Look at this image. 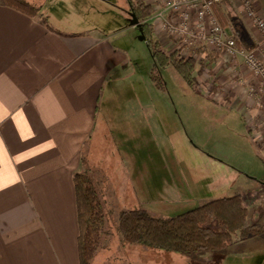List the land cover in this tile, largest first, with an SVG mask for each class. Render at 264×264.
Wrapping results in <instances>:
<instances>
[{"label": "crops", "instance_id": "0c3cea01", "mask_svg": "<svg viewBox=\"0 0 264 264\" xmlns=\"http://www.w3.org/2000/svg\"><path fill=\"white\" fill-rule=\"evenodd\" d=\"M25 1L40 7L50 27L0 1V264H79L73 173L97 170L106 214L110 204L117 214L139 208V175L150 187L157 171L155 108L139 101V60L134 42H127L137 26L128 23V0ZM226 1L227 22L237 14L244 28L227 26L241 29L248 47L253 39L260 42L242 3ZM251 3L264 18V0ZM240 80H249L244 66L227 84L229 107L257 131L264 153V99L257 107ZM141 82L147 86L143 77ZM140 160L150 166H140ZM150 189L157 191L151 207L168 208L178 197L163 185ZM263 237L228 246L249 242L252 250L190 255L120 241L118 248L100 245L92 264H264Z\"/></svg>", "mask_w": 264, "mask_h": 264}, {"label": "rangeland", "instance_id": "374dc122", "mask_svg": "<svg viewBox=\"0 0 264 264\" xmlns=\"http://www.w3.org/2000/svg\"><path fill=\"white\" fill-rule=\"evenodd\" d=\"M233 21H236V24H233ZM233 21L232 24L228 22L226 25L221 24L229 33L235 34L238 43L251 48L252 46L248 47L251 45L250 39L247 35L243 36L244 32L241 29L239 32V28H244L242 17L236 14ZM228 24L231 27L239 25V28L230 29ZM253 26L259 34L258 28ZM132 36L133 38L127 42H134L135 46H132V49L139 60L141 74L139 101L153 103L155 108L152 166L157 171L170 172L166 177L156 171L153 185L150 187L145 182L146 176L139 175V207H144L154 217L168 218L210 199L241 194L248 207V223L264 225V153L256 142L259 136L256 130L250 128V124L237 108L229 107L231 100L228 97L227 84L235 74L239 75L243 71L241 59L227 60L223 54L217 57L216 54L220 53L216 52L213 53L215 56L212 62H207V59H200V51L196 48V62L201 60L206 62V65L202 73L195 76V87L189 86L170 65L160 69L163 87H157L149 77L153 60L146 41L138 38V28L133 29ZM149 38L155 39V36L151 34ZM167 38L165 36L161 38L163 47L168 51H175L176 48L172 47ZM252 42L257 43V40L253 39ZM201 62L196 63V68ZM245 70L247 71L246 68ZM142 77L147 86L142 84ZM225 77L228 81H223ZM240 81L238 85L245 92L246 83L242 82L245 80ZM246 97L249 98L247 95ZM130 100L138 99L131 97ZM140 166L150 164H143L140 160ZM161 185L168 188V195L178 197L171 200L168 208L160 206L161 203L152 208L151 203L155 201L157 191L153 192L150 188L157 190ZM117 218L118 214L115 209L111 211L110 204L105 223L107 235L102 237L101 247L113 244L118 248L121 237L117 230ZM262 234L264 232L260 235ZM255 242H258V239H255ZM261 242L263 243L260 248L264 250V240ZM140 246L147 250H160L143 244ZM119 248L124 250L122 247ZM252 248L253 245L246 242L224 250Z\"/></svg>", "mask_w": 264, "mask_h": 264}, {"label": "trees", "instance_id": "16d2710c", "mask_svg": "<svg viewBox=\"0 0 264 264\" xmlns=\"http://www.w3.org/2000/svg\"><path fill=\"white\" fill-rule=\"evenodd\" d=\"M0 1L30 16L39 17L49 26L39 6L32 5L25 0ZM128 6L129 16L137 18L146 35L145 41L153 60L149 72L150 79L157 87H163L160 69L170 65L189 86L194 88L195 76L202 73L206 62H201L196 68V63H198L196 59L186 57L176 50L168 51L159 39L149 38L152 34V26L146 22V19L153 11L151 4L145 0H128ZM214 9L219 21L226 25L225 13H229L230 9L228 2L224 0ZM213 59L214 54H208L207 62H212ZM94 171L97 170L87 167L74 172L72 177L78 224L79 264H92V258L96 250L100 248L101 237L107 232L105 229L106 211ZM117 222V230L122 242L143 244L182 255L224 250L235 242L258 236L264 232V225L248 223L247 205L241 194L210 199L168 218L154 217L148 210L141 207L122 209L118 213Z\"/></svg>", "mask_w": 264, "mask_h": 264}, {"label": "built area", "instance_id": "2783aa9c", "mask_svg": "<svg viewBox=\"0 0 264 264\" xmlns=\"http://www.w3.org/2000/svg\"><path fill=\"white\" fill-rule=\"evenodd\" d=\"M224 0H147L152 4V13L146 19L151 24L157 39L168 37L172 47L184 56L194 59L196 48L200 59L210 53L231 60L241 59L244 68L251 75L245 92L257 107L262 108L264 99V18L253 8L251 0H238L251 23L259 30L261 41L251 48L238 43L234 33H229L219 21L214 7ZM164 34V35H163ZM263 47V48H262ZM215 56V55H214ZM201 60H198V62ZM241 82V81H240Z\"/></svg>", "mask_w": 264, "mask_h": 264}, {"label": "water", "instance_id": "95a60500", "mask_svg": "<svg viewBox=\"0 0 264 264\" xmlns=\"http://www.w3.org/2000/svg\"><path fill=\"white\" fill-rule=\"evenodd\" d=\"M129 23H130V24H133V25H135V26H137L138 31H139V36H138V38H139L140 40H146V35H145V33H144L143 27H142V25L140 24V22L137 20V18L134 17V16H130V18H129Z\"/></svg>", "mask_w": 264, "mask_h": 264}]
</instances>
